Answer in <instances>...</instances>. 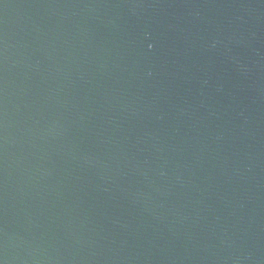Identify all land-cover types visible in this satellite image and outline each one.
<instances>
[{"label": "water", "instance_id": "1", "mask_svg": "<svg viewBox=\"0 0 264 264\" xmlns=\"http://www.w3.org/2000/svg\"><path fill=\"white\" fill-rule=\"evenodd\" d=\"M0 264H264V0H0Z\"/></svg>", "mask_w": 264, "mask_h": 264}]
</instances>
